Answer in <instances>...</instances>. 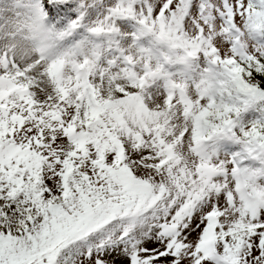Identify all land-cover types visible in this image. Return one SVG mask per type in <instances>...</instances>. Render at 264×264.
I'll list each match as a JSON object with an SVG mask.
<instances>
[{"label":"snow or ice","instance_id":"1","mask_svg":"<svg viewBox=\"0 0 264 264\" xmlns=\"http://www.w3.org/2000/svg\"><path fill=\"white\" fill-rule=\"evenodd\" d=\"M112 12L214 69L149 91L161 66L141 50L146 75L129 72L105 105L92 99L97 59L54 61L41 91L0 52V264H264V120L236 127L264 100V0H120ZM217 133L241 152L209 158Z\"/></svg>","mask_w":264,"mask_h":264},{"label":"rangeland","instance_id":"2","mask_svg":"<svg viewBox=\"0 0 264 264\" xmlns=\"http://www.w3.org/2000/svg\"><path fill=\"white\" fill-rule=\"evenodd\" d=\"M52 2L73 5L69 13L53 17L49 12L46 13L49 20L64 33L58 45L59 50L70 52L74 60L80 63H83L86 58H95L99 62L93 68L94 74L91 76V81L95 84V88L91 89L92 99L97 104L114 103L117 99L116 91L123 90L130 84L129 72L134 71L138 77L146 75L145 61L137 55L141 50L147 53L153 69L157 64L161 66V75L149 85V91H165V85L169 81L187 83L191 87L214 69L203 53L185 57L181 50L170 49L166 43L156 40L154 35L142 34L136 19L113 14L112 9L120 0H48V3ZM35 6L34 0H14L11 10L16 16H20L23 14L22 10H30ZM40 7L42 10H47L45 4H40ZM0 10L7 13L10 9L5 5ZM96 27L104 30L99 32L100 34L95 33L92 29ZM127 55H133L136 59L134 68L123 65L124 57ZM110 61L117 67L109 69L107 64ZM52 63L47 64L45 69L23 71L21 75L31 74L34 77L35 86L41 91H47L58 79L57 73L52 70ZM126 67L128 72L124 71ZM57 71H63L73 78L78 76V73L72 71L70 65L59 66ZM32 83V80L26 81L23 86H18L19 91L27 93ZM56 86L59 87V84ZM49 94L53 97L55 95ZM25 103H28L27 99ZM263 115L254 102L239 114L236 127L239 128L241 125L247 127L254 121L263 120ZM221 134L217 133L204 141L205 153L212 160L231 159L242 150V145L232 136Z\"/></svg>","mask_w":264,"mask_h":264},{"label":"clouds","instance_id":"3","mask_svg":"<svg viewBox=\"0 0 264 264\" xmlns=\"http://www.w3.org/2000/svg\"><path fill=\"white\" fill-rule=\"evenodd\" d=\"M34 2L35 7L16 16L11 10L14 0H0V9L5 5L10 9L7 13L0 10V52H6L24 71L45 69L54 61L67 64L74 60L70 52L59 50L64 33L41 9L42 0Z\"/></svg>","mask_w":264,"mask_h":264},{"label":"trees","instance_id":"4","mask_svg":"<svg viewBox=\"0 0 264 264\" xmlns=\"http://www.w3.org/2000/svg\"><path fill=\"white\" fill-rule=\"evenodd\" d=\"M257 108L264 114V100L256 101ZM221 135H224L223 133Z\"/></svg>","mask_w":264,"mask_h":264},{"label":"bare ground","instance_id":"5","mask_svg":"<svg viewBox=\"0 0 264 264\" xmlns=\"http://www.w3.org/2000/svg\"><path fill=\"white\" fill-rule=\"evenodd\" d=\"M47 2H48V0H47ZM42 4H45V0H42ZM51 16L53 17V15H51ZM52 17H51V19H52Z\"/></svg>","mask_w":264,"mask_h":264}]
</instances>
